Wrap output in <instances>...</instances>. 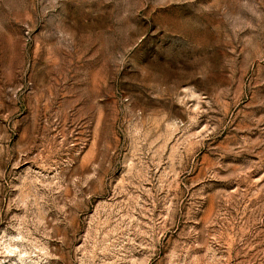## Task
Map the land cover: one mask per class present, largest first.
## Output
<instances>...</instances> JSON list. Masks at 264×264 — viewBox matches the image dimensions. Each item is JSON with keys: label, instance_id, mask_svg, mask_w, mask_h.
Returning a JSON list of instances; mask_svg holds the SVG:
<instances>
[{"label": "rangeland", "instance_id": "374dc122", "mask_svg": "<svg viewBox=\"0 0 264 264\" xmlns=\"http://www.w3.org/2000/svg\"><path fill=\"white\" fill-rule=\"evenodd\" d=\"M0 264H264V0H0Z\"/></svg>", "mask_w": 264, "mask_h": 264}]
</instances>
